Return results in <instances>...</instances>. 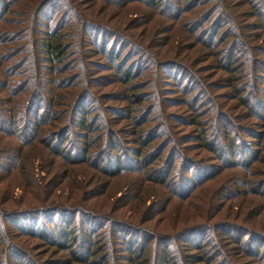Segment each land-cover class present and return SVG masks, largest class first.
<instances>
[{"label": "trees", "instance_id": "1", "mask_svg": "<svg viewBox=\"0 0 264 264\" xmlns=\"http://www.w3.org/2000/svg\"><path fill=\"white\" fill-rule=\"evenodd\" d=\"M45 1L0 0V264H264V0H59L41 32ZM117 177L120 216L85 212Z\"/></svg>", "mask_w": 264, "mask_h": 264}, {"label": "rangeland", "instance_id": "2", "mask_svg": "<svg viewBox=\"0 0 264 264\" xmlns=\"http://www.w3.org/2000/svg\"><path fill=\"white\" fill-rule=\"evenodd\" d=\"M105 9L106 10L104 12V16L108 19V22L111 23L112 25L116 24L115 20L117 19V16L119 15L118 13L121 10H118L115 8H105ZM60 10L61 9H60V1L59 0H46L41 5L40 10L37 13L38 22H39V25H38L39 30L40 31L45 30V28H48V30H49L50 28H52V24L54 23L55 19L60 15ZM129 11H133L134 17L138 16V13H139L138 10L136 8L131 7L126 11H121L123 14V19H124V16H125V18H129L128 15L130 13H127ZM133 13H132V16H133ZM135 24H136L135 29H132L131 31H134L135 33L140 32L141 33L140 38L142 39L143 44L146 43V45H147V43H148L147 41H149V38H150L149 35L147 34V30H149V27H147V28L144 27V25L141 24L140 22H137ZM152 37L154 38V35H152ZM119 45L118 46L116 45L115 48L118 49ZM150 47L153 48V49H151L150 53H153V55H155V57L157 56L156 58H158V59L161 58V56H165L164 54H168V52H169V50H164L165 47H162V48L161 47L156 48L154 46H150ZM157 50H158V55H156V53H155ZM142 62H143L142 66H145L146 61H142ZM147 71L148 70H145V69L140 71V75L142 78H144V75ZM94 74H97L96 76H98V75L101 76L100 82L103 84V87H101L100 91L103 92V91L108 90L109 87L107 85H104V83L108 80V77L110 76L109 71H103V70H99L98 68H96L94 71ZM40 76L42 79L47 78L41 72H40ZM101 103H103V104L105 103L111 107H114L115 104H117V103L114 104L113 101H106L105 99H103L101 101ZM220 104L225 105V104H227V101H220ZM221 177H222V174L220 176L215 177L212 180L208 181L203 186V188H200L199 190L195 189L196 191L195 190L194 191L197 192V194L202 197L203 195L206 194L205 187H210L209 185H213V184L216 185L215 182H218V179ZM122 184H123L122 178H120V177L114 178L110 187L108 188V190H106V192L104 194L99 195V196L94 197V198H91L89 200H82V201L80 200V203L83 205L84 211L87 212L88 214L89 213L92 214V213L98 211V212H101L102 214H104L105 217L116 218V217L120 216L118 213L121 212L123 208H116V206L119 203V200H117L116 197L118 196V193H119L118 189H120ZM39 194H40V192H37V196H34V192L33 193L28 192V189H25L23 192H21L20 189L13 188L12 190L4 192L3 205L6 207H9L11 205L14 206L17 204V206H21L22 208H25L27 206L36 205V203L39 202L38 201L40 198ZM7 196H11L14 199L13 202H10L8 204L4 200L5 197H7ZM238 198H241V200L238 201V205H237L238 207H236V205H234V203L236 202L235 198H230L229 200H225L224 204L221 206L220 210L218 211V214H216L215 217H220V218L226 217V216L233 217V218L235 217L234 219L240 223H244L247 219H250L253 214H252L251 209H247V205L250 204L248 201V196H240ZM228 202H231V204L229 205ZM172 204H173L172 202L168 204L167 212L165 213V215H168V212L172 208ZM237 208L241 209L242 214H238V212L236 211ZM234 209H235V211H230V210H234ZM86 217L87 216H85V217L78 216L77 217L78 219L82 218L80 220L81 226L84 225L86 228H88V227H95V228L97 227L98 228L99 227L97 224L98 223L97 220H93L92 218H86ZM55 218L58 219V216L53 215V219H55ZM29 219H32V221H30ZM49 219H52V216ZM18 222L25 224V227L26 226H30V227L40 226V227H42V225L50 226V223H51V222L46 220V217L43 214H37V213L33 214L31 211L30 212L26 211V209H25V211H23L20 214V216L18 218ZM146 224L151 226L152 222L149 221V222H146ZM157 228H159V227L157 226ZM37 239L38 238H33V239L32 238L31 239L26 238L27 243H32V244L34 242H36ZM42 256H44V254Z\"/></svg>", "mask_w": 264, "mask_h": 264}]
</instances>
